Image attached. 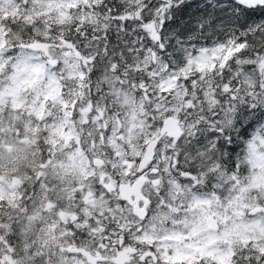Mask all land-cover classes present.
I'll use <instances>...</instances> for the list:
<instances>
[{"label":"snow or ice","instance_id":"1","mask_svg":"<svg viewBox=\"0 0 264 264\" xmlns=\"http://www.w3.org/2000/svg\"><path fill=\"white\" fill-rule=\"evenodd\" d=\"M0 264H264V0H0Z\"/></svg>","mask_w":264,"mask_h":264}]
</instances>
